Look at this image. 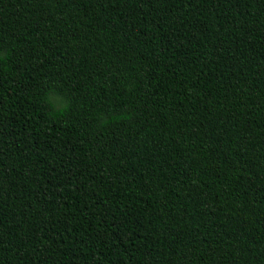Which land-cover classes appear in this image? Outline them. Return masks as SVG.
Listing matches in <instances>:
<instances>
[{
  "label": "trees",
  "instance_id": "1",
  "mask_svg": "<svg viewBox=\"0 0 264 264\" xmlns=\"http://www.w3.org/2000/svg\"><path fill=\"white\" fill-rule=\"evenodd\" d=\"M0 264H264V0H0Z\"/></svg>",
  "mask_w": 264,
  "mask_h": 264
}]
</instances>
